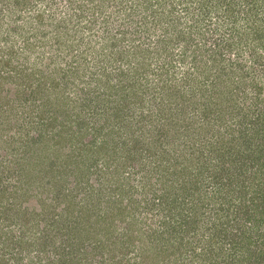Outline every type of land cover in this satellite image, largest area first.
Returning a JSON list of instances; mask_svg holds the SVG:
<instances>
[{
	"label": "rangeland",
	"instance_id": "1",
	"mask_svg": "<svg viewBox=\"0 0 264 264\" xmlns=\"http://www.w3.org/2000/svg\"><path fill=\"white\" fill-rule=\"evenodd\" d=\"M202 1L0 0V264H133L141 242L129 246L119 232L135 216L149 222L159 213L140 179L158 177L156 153L184 117L197 138L225 143L258 130L264 139V38L243 29L240 45L215 50L220 8L240 18L244 1L205 0L204 9ZM212 53L245 81L232 84L248 91L242 100L207 83L216 80ZM198 103L210 107L201 120L192 113ZM148 112L163 119H135ZM123 170L134 174L127 191ZM155 219L150 226L160 227ZM188 235L178 240L190 243ZM175 251L171 264H182Z\"/></svg>",
	"mask_w": 264,
	"mask_h": 264
},
{
	"label": "trees",
	"instance_id": "2",
	"mask_svg": "<svg viewBox=\"0 0 264 264\" xmlns=\"http://www.w3.org/2000/svg\"><path fill=\"white\" fill-rule=\"evenodd\" d=\"M243 1L240 8L244 15L240 16L242 22L237 21L240 19L237 18V13L235 15L228 14V9L220 8L221 15L224 17L223 25L218 26L214 32H219L217 38L211 36L215 50L221 51L224 47L240 45L236 39L241 35L243 29L254 36V41L264 38V29L261 25L264 20V0ZM204 2L205 0L200 4L202 9H204ZM205 14L208 13L205 11ZM215 53H212L210 58L214 59ZM230 70L231 68L228 66L221 67L219 62L214 59L212 73L216 80L208 79L210 82L207 83L218 84L222 86L221 89H229L235 100L237 97L238 100H242L248 91L241 90V87H238L240 84L237 86L232 84L236 80L237 82L244 80L238 77H235L237 79L229 77ZM217 79H221V81L218 82ZM221 89L216 93L220 94ZM254 91L253 89V94ZM196 95L197 92L190 95V103H194L193 97ZM213 95L210 101L213 102L212 106H215L217 103H215L216 99H213ZM136 105L137 103H134V106ZM136 108L140 107L136 106ZM129 109L131 115H137L136 112L141 111L132 107ZM206 109H210V107L199 103L195 106L193 104L192 113L194 114L196 110L201 120L208 115L205 112ZM170 110L174 111L173 106H170ZM144 111L142 110V112ZM256 111H259V108L256 107L255 111L253 110L254 113ZM135 117L136 120H143V122H146V118H156L157 121H160L158 117L163 119V116L153 115L152 112H148L142 118ZM184 119L181 125L173 131L174 136L172 135L171 138L167 136L169 139L162 145L159 154L156 153L160 159L157 166V169H160L158 177L152 179L145 176L140 179L142 188L152 189L157 194L150 200V203L159 207V213L153 215L149 222L145 217L142 222V216L141 219L133 217L132 220L130 219V226H125L127 228L124 227L119 232L118 239H129V246L141 242V246L133 248L137 258L133 264H160V262L163 264L167 261L164 260L166 255L170 259L167 264H171L170 261L176 255L175 249L183 251L178 255L183 257L182 261H178L182 264H207L205 258L210 256L215 260L209 264H264V145L262 144L264 139L257 138L258 130H252L251 133L248 131L239 138L235 136L225 143L208 134L197 138L193 126L188 121L189 116ZM165 124L164 122L163 125ZM251 127L256 126L251 124ZM141 133L144 134V131ZM168 143L173 145L174 152L169 151L171 146ZM257 150L260 154L258 161L262 162L261 164L255 161ZM165 155H169V164L164 159ZM127 158L125 159L127 160ZM123 165L126 167L127 163ZM108 168H111L110 165ZM261 168V178L253 182L251 179L254 174L252 170ZM137 171L139 170L137 169ZM12 172L18 173L15 170ZM96 172L104 174L101 169H96ZM122 173L124 176L126 175L127 182L122 181L120 187L127 191L129 189L126 188L129 186L128 182L134 174L126 170H123ZM65 190L70 189L66 187ZM99 191L101 190L99 189ZM161 210L164 213H161ZM2 213L0 208V219ZM26 213L25 211L24 216ZM123 213L124 211H121L112 216L119 218ZM39 215L41 212H33V220L38 219L36 216ZM156 216H160L162 219L158 220L160 227L154 228L150 224ZM131 223L135 224V229L131 228ZM154 223L158 224L156 219ZM120 224L118 222L114 225ZM199 228L205 233L200 234ZM184 231L190 234L188 235L192 240L190 243L184 244L178 240L182 239L181 234ZM177 240L179 246L175 247ZM115 243L114 241L113 244ZM105 248L109 252L117 250V248L107 246ZM223 250L225 251L224 255H222ZM248 250L251 253L246 254ZM118 253H120L119 249ZM124 256L127 254L122 257L124 258ZM245 257L250 260L247 261ZM161 258L163 260H160ZM222 259L225 263L221 262ZM99 264H103V261Z\"/></svg>",
	"mask_w": 264,
	"mask_h": 264
}]
</instances>
